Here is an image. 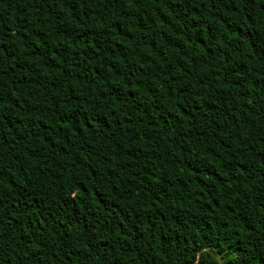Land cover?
Instances as JSON below:
<instances>
[{"label": "trees", "instance_id": "trees-1", "mask_svg": "<svg viewBox=\"0 0 264 264\" xmlns=\"http://www.w3.org/2000/svg\"><path fill=\"white\" fill-rule=\"evenodd\" d=\"M264 264V0H0V264Z\"/></svg>", "mask_w": 264, "mask_h": 264}, {"label": "water", "instance_id": "water-1", "mask_svg": "<svg viewBox=\"0 0 264 264\" xmlns=\"http://www.w3.org/2000/svg\"><path fill=\"white\" fill-rule=\"evenodd\" d=\"M208 248L207 247H202L200 248L198 251H197V257H196V260L193 262V263H187V264H197V261H198V255L200 254L201 251L203 250H207ZM216 261H217V264H222V260L220 258V256L218 254H215L214 255Z\"/></svg>", "mask_w": 264, "mask_h": 264}]
</instances>
